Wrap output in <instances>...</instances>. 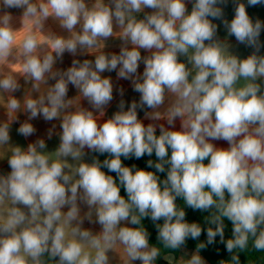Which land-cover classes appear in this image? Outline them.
I'll list each match as a JSON object with an SVG mask.
<instances>
[{"label":"clouds","instance_id":"clouds-1","mask_svg":"<svg viewBox=\"0 0 264 264\" xmlns=\"http://www.w3.org/2000/svg\"><path fill=\"white\" fill-rule=\"evenodd\" d=\"M228 2L0 0V64L16 59L24 84L31 85L21 101L13 95L23 88L16 76L0 77L10 117L0 123V147L10 145L12 123H19L17 134L25 139L36 134L31 121L41 118L59 120L61 129L55 133L52 124L47 133L49 140L59 136L54 152L47 151L44 138L10 147V171L0 170V264H111L113 251L122 252L124 264H156L160 249L150 245L147 230L128 226L145 218L173 251L206 231V243H198L181 264H206L200 251L216 244L217 237L230 254L219 264H241L240 255L249 247L264 253V21L247 11L264 0H231L230 21L224 12ZM13 9L21 10L27 28L19 44ZM50 19L68 36L42 35ZM214 21L251 53L233 54L232 45L218 38ZM113 36L122 41L119 54L75 58L102 48ZM43 44L48 50L41 54ZM66 53L74 57L71 66L56 68ZM113 71L131 82L139 101L126 106L121 100L119 110L101 123L114 98L112 80L102 74ZM70 85L78 92L74 99L68 98ZM119 94L124 95L122 88ZM138 109H150L145 118L164 120L167 127L145 126ZM17 113L26 119L20 122ZM177 119L180 128L174 130ZM85 149L109 158L86 163ZM153 153L156 160L149 159L147 166L155 171L121 160ZM165 172L161 181L157 173ZM177 198L193 211L209 213V226L188 222ZM85 221L98 224L100 231L84 227ZM226 221L231 224L227 239Z\"/></svg>","mask_w":264,"mask_h":264},{"label":"crops","instance_id":"crops-1","mask_svg":"<svg viewBox=\"0 0 264 264\" xmlns=\"http://www.w3.org/2000/svg\"><path fill=\"white\" fill-rule=\"evenodd\" d=\"M107 2V0H105ZM246 3V0H244ZM189 11L191 10V4H188ZM13 14V20H12V25L13 27L18 30V33L16 34V43L19 44V42L22 40L23 36L27 32V28L23 23V19L21 16V10L13 9L11 10ZM146 12H149L151 10L146 9ZM249 15L255 19L259 18L262 21H264V5H257L255 7H249L247 9ZM224 12H225V19H228L229 21L233 18L234 16V11H233V4L231 0H229L227 6L224 7ZM140 18H143V13L140 14ZM214 23H217L219 25L218 29V38L221 41H227L229 44L232 45L230 48V51L233 52V54L239 55L242 58L246 57L248 54L251 53L252 49L245 47L244 45L237 44L236 40L234 37H228L226 30L223 27V24L220 21H214ZM115 32H119V28L114 29ZM49 34H56V35H62L67 37L68 33L65 32L63 29H61L58 26V23L49 20L47 24L45 25L44 31L42 35L47 36ZM40 39H43L42 37H39ZM261 42L264 44V32L261 33ZM122 45V41L119 39L118 36H113L109 38L108 40L103 42V47L93 51V52H85L83 55H78L75 57L76 59H80L81 61L83 59H90L94 60L95 56L98 55L100 52H104L106 54H119L120 47ZM47 44L42 45V50L41 54H43L45 51H47ZM142 56L148 55V53L144 52V50H141ZM261 54H264V47L261 48ZM74 57L68 55L67 53L65 54L63 58V63H57L55 65L56 68L59 69H66L67 67L71 66V61ZM182 61L185 60L184 57L180 58ZM19 71V65L18 61L16 59L10 58L7 62L0 64V77H2L5 74L12 73L18 81L21 83L23 86L22 90L19 92L14 93L15 97L17 99H20L23 101V96L26 95L28 92L31 91V85H25L24 84V78L20 75ZM141 74L143 72V64L140 65V68L138 70ZM104 77H110L113 83V100L109 104V106L106 108V115L102 118H100L99 122H103L104 120H107L112 117V115L119 110L118 104L121 100H124L126 103V106L129 105L133 100H136L137 102L139 101V93L133 91L131 82L128 80H123V79H118L116 72H105L102 74ZM54 83V81H49V84ZM47 86H42V90H45ZM124 90V95L121 96L119 94L120 89ZM8 93H2L0 92V123H6L9 121L10 117L8 115V111L6 108L7 100H8ZM36 94L33 93V96ZM78 95V92L75 88H73L71 85L69 86V92H68V98L74 99ZM80 103L82 104L83 107L88 108L89 110L91 109V106L87 103L85 100H81ZM126 110V109H125ZM145 111H151L150 109H144V110H139L138 109V118L147 126L149 123H164L165 127H167L166 121L160 120V121H153L150 119L145 118ZM163 111V109H161ZM19 118L20 122H23L26 119L25 114L23 113H17L16 114ZM33 123L34 127L37 129L36 134L28 139L23 138L22 136L17 134L16 129L19 127V123H12L10 124L11 132L10 135L12 137V140L10 142V145L0 147V170H3L4 172L10 171L7 167V158L10 155V147L16 146L17 144L26 147L29 142L35 141L37 138H44L47 143V151L54 152L55 149L59 145V136L58 134L61 131L59 128V120L52 121V122H45L43 119H38L31 121ZM52 124L56 125L55 133L52 136V138L49 140L47 138V133L48 130L52 127ZM180 128V122L177 119L176 121V127L174 130H179ZM157 131L159 129L157 128ZM214 144H216L217 147H223L227 148L228 144L225 141H213ZM85 152L87 153L84 157V162L86 163H92L90 159L88 158V150L85 149ZM72 161H70L71 163ZM66 211V209H65ZM87 209L82 206V215L83 212H86ZM93 219L95 217L93 216ZM130 227H134L133 225H128ZM84 227L86 228H91L94 232L100 231V226L97 225H92L89 224L87 221H85ZM195 251L192 250H187V249H182L178 255H176V259L173 264H181L182 260L190 258V256L194 253ZM110 255V261L111 264H124V260L122 259V252L121 251H113L109 253ZM205 259V258H204ZM206 264H209L208 261L205 259ZM132 264H140L139 261L132 262Z\"/></svg>","mask_w":264,"mask_h":264},{"label":"trees","instance_id":"trees-1","mask_svg":"<svg viewBox=\"0 0 264 264\" xmlns=\"http://www.w3.org/2000/svg\"><path fill=\"white\" fill-rule=\"evenodd\" d=\"M157 135H159V131H157ZM170 155V152H169ZM88 158L90 159L91 162H93L94 159H98L99 161L103 162L106 158H109L107 154L100 155L98 153H88ZM149 159H152L153 161L156 160L155 154L151 157L145 155L141 159H136V158H130V159H124L121 157L122 163L125 166L132 167L133 165L136 168L140 169H146L149 171H155L154 168H148L147 166V161ZM207 163V161H205ZM105 171L106 174L112 175L114 178H116L115 173H109L106 168L102 169ZM157 175L160 177V180L163 181L166 178V172L165 173H157ZM118 182V178H117ZM121 196H124L125 199L126 193L124 189L121 187ZM177 207L178 208H184L186 211V220L188 222H197L200 223L202 228L206 229L209 225L205 221V217L209 215V213H200L198 211H193L192 209H189L186 207L184 204L183 200L180 198H177ZM158 223L162 224L163 221H159ZM226 224L228 225L225 233V238H230L231 237V224L230 222L226 221ZM134 227H143L144 229L147 230L149 233V243L150 245H154L160 249V256L157 259L156 264H164L163 261V256L169 253H174L178 255L182 249H187V250H192L196 251V245L201 242L206 243V231L202 233L201 237L197 241H193L192 239H188L186 241V244L183 248L179 250H170L166 249L163 244L157 239L158 232L155 227V224L151 221L150 218H145L142 219L141 225L139 226H134ZM200 255L205 258L209 264H219L220 260H229L230 259V254L226 251L225 247L223 244L219 243V237H217V243L213 245H208L205 249L200 251ZM264 256V253H258L255 250H253L251 247H249L248 250H246L244 253L240 255L241 259V264H264V260L261 259V257Z\"/></svg>","mask_w":264,"mask_h":264},{"label":"water","instance_id":"water-1","mask_svg":"<svg viewBox=\"0 0 264 264\" xmlns=\"http://www.w3.org/2000/svg\"><path fill=\"white\" fill-rule=\"evenodd\" d=\"M176 259V254L169 253L163 256L164 264H173Z\"/></svg>","mask_w":264,"mask_h":264}]
</instances>
